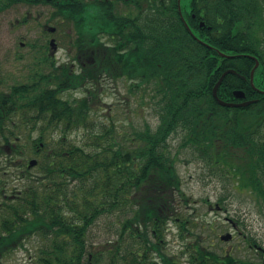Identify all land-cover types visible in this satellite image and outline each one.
<instances>
[{"label":"trees","instance_id":"obj_1","mask_svg":"<svg viewBox=\"0 0 264 264\" xmlns=\"http://www.w3.org/2000/svg\"><path fill=\"white\" fill-rule=\"evenodd\" d=\"M51 1L59 9L51 19L61 15L74 23L68 46L84 65L59 68L47 56V74L0 89V159L8 157L7 147L24 159L18 164L24 188L12 187L2 200L0 254L24 238L42 235L50 242L41 247L38 264H96L101 259L88 249L87 233L102 217L114 216L119 232L107 248L109 264H152L155 254L162 264H178L162 249L171 221L185 239L190 231L179 212L190 198L179 174L178 156L185 147L198 152L193 157L211 172L229 174L237 187L264 201V93L251 85L255 62L247 55L259 59L254 83L264 88V43L255 40L264 31L263 11L231 13V40L221 50L246 55L223 58V70L235 68L246 78L227 75L222 88L229 89L224 94L220 89L219 97L234 100L231 90L237 87L257 101L226 107L213 95L218 72L215 60L205 57L209 39L202 44L192 37L177 0H136L135 12L126 0ZM121 1L126 12L118 8ZM7 7L0 0V12ZM105 79H124L130 91L149 97L157 125L145 121L124 131L119 120L92 118ZM76 89L85 96H61ZM21 130L27 142L14 147L11 142ZM75 132H82L81 140L71 136ZM175 136L180 137L176 149ZM27 148L38 157L37 173L28 167ZM190 232L197 237L185 249L191 264L251 260L211 249Z\"/></svg>","mask_w":264,"mask_h":264},{"label":"rangeland","instance_id":"obj_2","mask_svg":"<svg viewBox=\"0 0 264 264\" xmlns=\"http://www.w3.org/2000/svg\"><path fill=\"white\" fill-rule=\"evenodd\" d=\"M25 15L28 17L23 22ZM49 15L50 8L43 4L18 5L0 12V89L8 91L13 84L33 82L37 80L34 77L36 74H47L50 71V62L45 58L47 42L43 31V24L49 23ZM50 23L53 25V21L50 20ZM66 27L62 30V38L58 39L56 56L59 61L69 60V54L71 55L68 46L71 29L67 25ZM85 94L84 90L76 89L68 90L61 96L74 99ZM100 94L102 100L98 106H93L92 118L119 120L121 124L119 129L124 131H131L134 126H142L145 121L153 126L157 125L158 117L149 104V97H142L134 90L130 91L126 80L116 82L111 79L103 80ZM17 133L23 135L24 131ZM71 136L81 140L82 132L78 134L75 132ZM25 138L23 135L22 143L27 142ZM179 140V136L172 138L174 149L177 148ZM27 149L28 157L35 158L30 149ZM178 157L183 189L190 197L188 203L180 204L179 212L183 218L188 219L186 224L190 231L201 236V240L209 243L211 249L221 253L231 252L237 258L257 260L260 255L258 252L262 251L260 248L264 249V201L260 202L253 193L243 191L247 189L237 187L235 181L229 183L228 176L218 177L210 174L202 162L194 160L191 152H180ZM1 160L0 166L7 169L0 170V204L5 196H8L7 192L12 191V187L24 188L21 168L5 156ZM38 171L39 169L34 167L31 172ZM217 172L213 171L214 174ZM5 183L7 186L3 190ZM237 190L243 192L239 193ZM1 214L2 212L0 220ZM227 217L239 220L237 228L229 223ZM115 220L114 216L102 217L91 225L87 233L88 249L99 253L94 256L101 259L98 261L96 259V264L110 263L111 256L107 251L112 246L109 247V242L114 241L119 232ZM190 231H185L187 236L185 239L179 234L178 225L171 221L166 232L162 250L174 255L178 264H191L185 249L189 242L195 241L196 236L194 237ZM227 232L234 234L233 240H221V234ZM246 237H252L256 241L254 248L249 247ZM49 242L42 235L24 238L11 250L0 254V264H38L40 249ZM154 261L162 264L158 254L154 255Z\"/></svg>","mask_w":264,"mask_h":264},{"label":"flooded vegetation","instance_id":"obj_3","mask_svg":"<svg viewBox=\"0 0 264 264\" xmlns=\"http://www.w3.org/2000/svg\"><path fill=\"white\" fill-rule=\"evenodd\" d=\"M56 1L59 3V0H56ZM83 1L85 3H87L89 0H83ZM126 1L129 2V6H128L129 10L135 12L136 0H126ZM177 1L179 3V0H177ZM235 1L236 0H181L182 13L180 12L179 4H178V9H179V14H180L181 19L183 20V22L185 24V21H184V18H185V20L190 25L193 33L196 35V36L193 35L191 30H189L188 27L186 26L189 33L192 35V37L195 40H197L199 43H202V44H205L204 39L206 37H208L210 53L206 54L205 57H209V58H212L215 60L216 66L214 69V73L217 74V72H218V80L222 76V74H224L228 70L235 69V68L228 67L225 70H223V67H225L223 58L226 59V58L234 57L236 55H243L244 54V53L243 54H233V53H228V52H224L221 50V47L226 45V43L231 40V33H232V30H231L232 27L230 25V19L232 17L231 13L233 11H238V10H241V11L246 12V13L255 12V11L256 12L263 11V19H264V0H239V2H240L239 6L235 5ZM3 2L6 5H8V7L6 9H9V8H12V7L18 6V5L34 6V5L42 4V3L26 4L22 0H3ZM44 5H47L50 8V16H52L53 13H55L56 11L59 10L58 7L55 6L53 4V1H51V0H49L48 4H44ZM118 8L121 11H124V12L127 11V5L125 4L124 1H121L118 3ZM59 16L60 17H54V18H60V19H56V20H58L56 25L55 24L52 25L51 23H44L43 24L44 39H46L47 43H50V39L55 38L56 43L58 45V39L62 38V34H63L62 30L64 29V27H66V25L70 26L71 28L73 27L74 23L72 21H66L65 19H62L61 15H59ZM25 17H28V16L25 15L24 18ZM222 19H225V22L222 21ZM66 30H67V27H66ZM201 30H203L204 38L200 36ZM261 30H264V27ZM255 40L257 42L264 43V31H262ZM224 53L226 55H229V56L223 55ZM47 56L50 57V59H52V61H55V64L59 68H62L64 65L65 66L69 65L73 69L79 70L82 67V65H84V63L81 61V59H82L81 55H79V56L76 55V56H74V58L70 57L69 60L59 61L58 57L56 56V53H51V50L48 49ZM254 62L256 64V60H254ZM237 72H235V73L227 72L225 74L221 84L218 87V93L220 92V89H221L222 94L225 93L226 89H229L226 86L224 88H222L223 83L225 82V78L227 75L234 74L235 76H240L242 78H246V76L240 74L239 72L237 73ZM254 77H255V74H254ZM218 80L215 82V85L218 82ZM250 82H251V85L255 91L259 92L260 94L264 93V88L259 86V84H255L254 79H253V81H251V77H250ZM213 89H214V87H213ZM237 89H242V88H237V87L232 88L231 91L233 93L234 100H227V101H234L236 103H239V102H242L245 100V99H238V98L234 97V91ZM48 135H49V132H48ZM50 135H51V133H50ZM22 137H23L22 134L17 135L15 137L16 141L11 142V145H13L14 147H16L17 145L22 146L23 145V143H21ZM9 149H10V147H9ZM10 151L13 153V151L11 149H10ZM183 151L191 152L192 156H193V153H198L190 147L183 148L181 150V152H183ZM7 158L10 159V161L13 160L14 165H18L20 163H23V161H24V159H22V157L17 158V159L13 158V154H10L9 157H7ZM194 160H197V159L194 158ZM197 161L202 162L208 168V165L203 160H197ZM8 166H9V163H8ZM180 173H181V171H179V174ZM180 175H181V178L183 181L182 174H180ZM2 193H4V192H2ZM0 206H2V203L0 204ZM227 219H229V217H227ZM237 220L238 219L233 218V221H229V223L232 224L233 227L237 228V225H238ZM255 245H256V243H254L253 245L249 244V247L254 248ZM260 249H262V251L258 252L260 255L258 256L257 260H245L243 262L236 261V262H234V264H264V249L263 248H260Z\"/></svg>","mask_w":264,"mask_h":264},{"label":"water","instance_id":"obj_4","mask_svg":"<svg viewBox=\"0 0 264 264\" xmlns=\"http://www.w3.org/2000/svg\"><path fill=\"white\" fill-rule=\"evenodd\" d=\"M180 10H181V5H180ZM187 26H188V25H187ZM188 28H189V26H188ZM189 29H190V28H189ZM51 46H52V47H55L54 40L51 41ZM223 55H225V56H229V55H226V54H223ZM258 64H259V61L257 60L256 67L258 66ZM254 71H255V68H254V69L252 70V72H251V80L253 79ZM227 72L235 73L236 71H235V70H228ZM227 72H225V73L223 74V76L220 78V80L218 81V83H217V84L215 85V87H214V95H215L216 97H217V89H218L219 85L221 84V82H222V80H223V77L225 76V74H226ZM234 93H235V96H236V97H239V98H245V97H246V95H245V93H244L243 91L236 90ZM253 101H255V100H245V101L240 102V103H233V102H224V101H222V100H219V102H220L221 104L226 105V106H230V107H234V106H240V107L247 106V105H250ZM36 164H37V159H32V160L30 161V166H34V165H36ZM221 238H222L223 240H226V241H227V240H229V239L232 238V233L228 232V233H226V234H223V235L221 236ZM153 264H159V263H153Z\"/></svg>","mask_w":264,"mask_h":264}]
</instances>
